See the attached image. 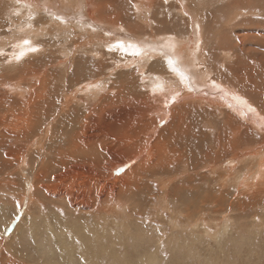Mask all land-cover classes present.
Returning <instances> with one entry per match:
<instances>
[{
	"label": "rangeland",
	"instance_id": "1",
	"mask_svg": "<svg viewBox=\"0 0 264 264\" xmlns=\"http://www.w3.org/2000/svg\"><path fill=\"white\" fill-rule=\"evenodd\" d=\"M93 1L104 3L106 8L103 16L97 12V18L119 16L118 20L111 21L112 28L116 27L113 22H120L127 28L136 25L140 35L150 34L153 37L162 32L179 33L185 28V21L182 20L186 17L185 13L175 11L178 8L174 5L175 0ZM189 1L190 7L200 9L202 18H205L202 19L204 57L206 64L211 66L212 75L233 82L251 99L261 101L264 111V0ZM138 3L144 4L147 13L138 12ZM7 6L4 0H0V18L9 9L5 8ZM251 9L259 14L239 16L238 19H241L235 24L225 21ZM172 13L184 17L173 18ZM159 19H165L164 23ZM148 21L152 25L147 26L145 22ZM189 26L187 21V32ZM117 27L114 29L125 31L120 25ZM131 29L128 28L129 31ZM98 31L101 33L102 30ZM102 33H105L102 40L108 39L109 43L85 44L78 50L100 48L99 53L109 52L106 47L110 48L113 44L110 42L129 37L118 38L107 31ZM40 36L37 37L39 41L43 39ZM25 37L19 36L21 40ZM129 38L134 45H138L135 34ZM80 40L83 39L80 37ZM124 43L127 45L128 42ZM25 46L28 45L18 43L16 50L26 49ZM225 50L233 56L223 60ZM0 53L3 57L4 51ZM48 53L30 60L23 75L40 74L48 67L49 74L45 73L51 78L46 83L47 88H51L52 100L58 105L65 93H69L68 98L72 99L66 112L55 113L50 135L49 130H45L53 110L42 111L39 106L31 105L35 103V97L25 100L14 95L20 89L14 91L7 85L2 86L1 82L16 81L20 77L14 71L5 69L0 62V226L7 225L0 238V264H264V177L257 185L244 184L245 176L257 168L256 162L261 154L264 157V150L252 160H246L244 153L261 145L263 133L249 121L241 125L236 120L225 118L220 108L194 100L179 103L173 116L165 119L160 111L163 107L165 112L166 105L138 78L142 76L135 70L137 62L132 61V53L126 54V57L113 49L104 57L96 55V51L93 55L89 53L96 60L88 62L84 56L85 70L79 68L76 75L72 69L69 85L71 80L76 83L79 79L82 84L87 78L109 69L111 71L116 60L120 59L118 63L123 68L114 69L111 73L118 87L121 86V79L138 78L140 82L136 88H125L116 100L118 107L126 108L129 116L134 114V118L130 116L132 121L126 124L125 134L128 133L131 138L141 132L139 135L145 138L143 147L153 142L158 149L159 163L151 168L147 166L153 160L151 156H144L148 159L145 165L142 160L139 162V155L134 157L139 149L132 152L127 157L130 161L122 163L124 167H120L119 174L115 175L112 171L111 176L105 178V183L116 187V193L111 198L97 199V193H91L87 185L95 177L89 169L100 170L110 156L105 153L102 160L97 161L80 158L76 165L79 171H83L82 166L86 175L83 176L88 194L86 200L90 202L88 209L74 207L68 201L55 197L61 186L59 175L67 171V168L61 167L60 151H70L82 118L79 116L77 121H72L70 116L77 108L83 107L89 113L100 112H90L92 107L78 105L71 94L74 86H64V65L59 64L62 55L54 46L48 48ZM181 53L170 54L179 57V69L187 75L188 62ZM2 57L1 60L4 59ZM124 72L130 74L124 78ZM195 72L196 69L191 70V73ZM230 87L228 95L233 96ZM199 88L204 92L201 86ZM3 89L12 94L5 93ZM222 102L226 106L222 108L235 112L228 102ZM112 104L107 100L105 108ZM157 117L159 119L155 124L152 120ZM30 118L33 124L27 122ZM82 120L86 121L85 117ZM88 122L94 124L92 119ZM237 125H241V129ZM155 127L160 129L159 132H154ZM47 137L48 140H45ZM121 150H124L123 146L115 152L120 153ZM36 173L39 179L36 178L35 185L30 188ZM119 178L124 183L123 190L119 188ZM74 185H79L77 178ZM43 186L48 188L43 190ZM75 195L79 200L84 199L79 191ZM49 224L55 229L52 236ZM62 232L67 235L65 240L70 249L65 246L56 248L51 241L54 237L59 242Z\"/></svg>",
	"mask_w": 264,
	"mask_h": 264
},
{
	"label": "bare ground",
	"instance_id": "2",
	"mask_svg": "<svg viewBox=\"0 0 264 264\" xmlns=\"http://www.w3.org/2000/svg\"><path fill=\"white\" fill-rule=\"evenodd\" d=\"M175 1L176 2H174V5L175 7H178L177 9H175V11L179 10L181 13H185L184 16L186 17L183 18L184 16H181L179 14L180 12L177 15L172 13V17L176 18L180 15L183 18L182 20L185 21V28L182 29V31L179 33L162 32L157 34V37H153L150 34L140 35L141 32L140 30H138V27L136 25H133V27H128L130 29L132 28L129 31L124 24L120 22H113L115 23L116 27L120 25L125 31L119 32V30L114 29L116 27L112 28L113 26H111V21L115 19L118 20L119 16L117 15L107 18H97V12L101 13L103 16L106 8L104 3H95L93 0H4V4L8 5L5 8L9 9L5 13L3 12L4 15L2 16V18H0V52L4 51V59H0V62L2 61L5 69L14 71L15 73L19 74L20 78H17L16 81L7 80L5 82H1L2 86L7 85L8 88H13L14 91L20 89L18 92H15L14 95L21 96L25 100L29 99L31 96L35 97V103L31 105L39 106V109L41 108L42 111L53 110V114L49 117L47 122L48 128L45 130L46 132L49 130L48 135H50L52 134L51 120L55 117V113L59 111L66 112V109H68L67 107L69 106V103L72 99L68 98L69 93H65L64 98L57 105V103H55V101H53L50 97L51 88H47L48 84L46 82L51 78V76L48 75V67L40 74L34 73L25 76L23 74L26 72V67L29 66H26V64L30 62V60H32L34 57L41 56L45 53L47 54L48 48L50 46H54L55 48L57 47V52L60 53L62 55V58L64 59L63 60L61 58L59 62V64L64 65L62 68L64 75V86H68L69 75L72 69L74 70L76 75L78 74L79 68H81V70H85V65L83 66L85 59L84 56H86V61L89 62L96 60L93 56H90L89 53H92L93 55V52L96 51V55H102V57H104L106 54L112 52V50H109V52L106 51L104 53H99L100 48H95V50L85 49L83 52H80L78 50L80 47H83L85 46V44L90 43H109L108 39L102 40V37H104L105 34L102 33V31L114 33L118 38L124 36L130 37L132 34H135L138 41L137 46L142 50L140 52V54L142 55H134L132 59V61L135 60V62H137V69L135 70L141 72L142 77L138 76V78L141 79L144 87L147 90L151 91L155 97L162 99L161 102L166 105L165 107L167 108V110L163 112L162 107L160 111V113L162 112V116L166 117L165 119L171 118L173 116L174 111L177 109V105L179 103L181 104L185 101L192 102L194 100L197 102H202L206 105H208L209 103V105H211L212 107L214 106L218 109L220 108V113H224L225 118H228L229 120L234 122L236 120L241 125H244L245 121L246 123L249 121V124L253 123V125H256L257 129L260 130L261 133H263L261 136L264 138V111L262 109L261 101H255L251 99L248 95L243 93L233 82L230 81L231 83H229V81L227 80L219 79L215 77V75H212L213 72L211 71V66L206 64L207 61H205L206 58L204 57L205 30L204 23L202 22V19L204 18H202L203 13L200 12V9H196L194 7L191 8L189 5V0ZM220 1L221 0H219V2ZM9 2H11L12 4H10ZM106 2L107 1H105V3ZM93 7L96 8L93 9ZM137 9L141 14L143 11H146V13L148 11L145 9L144 4L141 3H138ZM3 13H1V15ZM249 14L259 13L251 9L247 12H240L238 14H235L230 19L225 21H228L230 24H235L241 19H238L239 16L241 17L243 15ZM56 17H60V19H56ZM159 21H162L164 23L165 19H159ZM187 21L190 22L188 32L186 31ZM145 24L152 25L150 24V21H148V23L145 22ZM7 27H13L11 29V34H9L11 30L7 29ZM225 27L226 26L224 25V29ZM98 30H102L101 33ZM142 32L145 33L144 31ZM23 35H26V37L21 40L19 36ZM40 35L43 37V39H40L39 41L37 37ZM80 37L83 39L82 41L80 40ZM129 37H127L126 39H118L110 43H113L111 45H115L118 41H122L123 43L127 41V45L129 43L133 44ZM25 39L29 40L31 43V45L25 46L26 49L28 47H36L38 51L32 53L27 52V54L23 58L17 61L14 59V56L19 53V51L16 50V45L18 43H23ZM108 49L110 48L106 47V50ZM40 50L43 51L41 52ZM113 51L125 54V57L126 54L132 53L131 49H129L128 53H125L118 48L113 49ZM49 52H51V50ZM171 52H182L181 54H184V57L188 62V65L186 67L188 74L184 75L186 79L182 80L180 75L171 71L168 63L169 59H171L174 62V66L178 68L180 60L179 57L170 54ZM29 55L30 58H28ZM231 55L232 54L230 51L225 50V58H223V60L229 58ZM0 57H2V54L0 55ZM120 61V59L116 60V64L114 67L112 66L113 69H111V71L109 69L108 72H101L98 76L87 78L86 81H84V83L82 84L79 82V79L76 81V83L75 80H71L69 85V87L74 86L71 94L73 95V98H76L75 101L77 100L79 106L88 105L92 107V109L89 110L90 112H94L95 110H99L100 112L98 114L89 113L87 110H85V107H83V109L77 108L74 111L73 115L70 116L72 118V121H77L79 119V116H82V118L85 117L86 121H83L82 118L79 120V126L76 128V131L74 133L75 137L73 143L71 144L72 146H70V151H60L59 155L62 158L61 167L63 166V168H67V171L62 172L60 175L58 174L61 186L57 191L55 197H58V199L60 200H66L70 205H73L74 207L79 206L84 210L88 209L87 207H89L90 202L86 200L88 194L86 193V186H84V169L82 166H80V168L83 171H79L77 169L79 167L76 165L77 161H79L78 159H91L93 161H97V159L102 160V157L103 155H105V153H108L110 156L107 161H104L100 170H95L93 168L89 169L95 177L93 176L94 178H92L91 182L89 181L90 185H87L90 186L91 193H97V199H100L101 197L111 198L110 196L116 193V187L105 183V178L109 177L110 172L112 171L115 175L119 174L117 172H120L122 170V168L120 167H124L122 163H124L125 160L130 161V158L127 159V157L132 152H135L139 149L137 155H133L135 158L139 155V162L142 160V163H145V165L147 164L145 161L148 160L145 157L147 155L151 156L153 160L147 164V166H151V168H153L152 166H154V164L159 163L157 160L158 149L155 147L153 142H148L147 145L143 147L145 138L139 135L141 134V132H138V135L136 134V136H131V138L129 137L128 133L125 134L127 125L130 123V121H132L130 116L132 115V117L134 118V114L131 113V115L129 116L127 114L126 108L118 107V101L116 100L125 88H136L137 83L140 82H138L139 79L137 77V79H121V86L118 87L117 83L113 80V76H111V73L114 71V69L121 70L123 68V66H120V64L118 63ZM41 66L43 67L44 65ZM195 69L196 72L191 73V70L194 71ZM45 71H47L48 74H46ZM124 74L125 75L123 76L125 78V76L130 74V72H124ZM174 75H178V77H175ZM213 78L214 80H212ZM222 83L223 85H221ZM203 84L210 85L207 86ZM96 85H99V87H96ZM229 85L233 87H230V91L232 92L233 96L228 95ZM199 86L203 88L204 92H201ZM3 91L5 93L12 94L6 89H3ZM126 92L128 93L127 90ZM165 93H167V96H165ZM173 97H175L174 100ZM231 97L233 98L231 99ZM107 100L108 102H113V104L108 108H105ZM222 101L228 102V106L234 109L235 112L228 108H222L226 107ZM136 105L138 104L136 103ZM252 109H254V111H252ZM66 117L68 118L67 115ZM89 119H92V122L94 124L89 123ZM158 119V117L153 118L152 122L156 124ZM27 122L32 123L33 121L30 118L27 119ZM29 123L28 125H30ZM241 125H237L239 129H241ZM31 127H33V125ZM158 130L160 129L156 128L154 132H159ZM45 140H48V137ZM121 146L124 147V150H121L122 152L120 153L115 152ZM261 150H264V140H262L261 145H259L257 149H255V147H251L250 151H248L247 149L248 152L244 153V156L246 157V160L247 158L252 160L254 157H256V155L259 156V154L262 153ZM66 156L69 157V159H65ZM257 158L255 159L256 161ZM238 159L235 158L236 161ZM161 162H163V160ZM131 163L133 162L131 161ZM240 163H242V161ZM256 163L257 168H255L254 171L250 170L251 173L245 176L246 179L244 181V184H247V186L257 185L259 183V180L264 177V157L262 154ZM26 165L28 166V164ZM141 166L145 167L143 164H141ZM28 177L29 174L26 178ZM36 178L39 179L37 173L34 179H32L33 181L30 185V188L35 185ZM76 178L79 182V185H76L77 188L74 185ZM117 181L120 183L119 188L124 187V183L121 178L117 179ZM105 185H107L109 188H105ZM128 185H130L131 187L130 182ZM47 188V186L41 187V189L43 190H46ZM77 191L80 192V195L84 197V199L79 200L77 195H75ZM91 193H89V195H93ZM6 226L7 225L0 226L1 239ZM49 226V232H51L52 236L55 229H52V224H49ZM65 234V232H62V237L60 238L59 242H57V238L54 239L53 237L52 240L51 237V241L53 242V245L55 244L56 248L65 246L70 249V244L65 240L67 236ZM84 246H82L81 248L82 251L85 250ZM50 250L52 251L53 249L50 248ZM65 251L69 252V250ZM10 264H13V262H11Z\"/></svg>",
	"mask_w": 264,
	"mask_h": 264
},
{
	"label": "snow or ice",
	"instance_id": "3",
	"mask_svg": "<svg viewBox=\"0 0 264 264\" xmlns=\"http://www.w3.org/2000/svg\"><path fill=\"white\" fill-rule=\"evenodd\" d=\"M56 19H60V17H56ZM23 45H30V41L25 39L23 41ZM17 47H21V46L18 45ZM116 48H118L119 50H121L125 53H128L129 49H131L132 55H139L140 52L142 51L137 45L129 43L127 46H125V44L122 41H118L115 45H111L109 50L116 49ZM36 51H38V49L36 47H28L27 49H22L21 51H19V53L17 55L14 56V59L19 61L21 58H23L27 54V52H36ZM0 54H2V53H0ZM168 63H169V66H170L172 72H175L178 75H180L182 80L186 79V77L184 76V73L182 71H180V69L178 67L174 66V62L171 59H169ZM96 87H99V85H96ZM174 99H175V97H173V100ZM252 111H254V109H252Z\"/></svg>",
	"mask_w": 264,
	"mask_h": 264
}]
</instances>
